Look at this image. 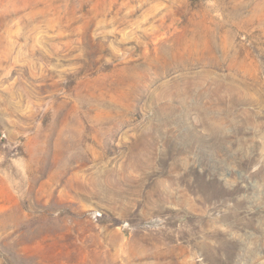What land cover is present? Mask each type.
<instances>
[{"label":"rangeland","instance_id":"obj_1","mask_svg":"<svg viewBox=\"0 0 264 264\" xmlns=\"http://www.w3.org/2000/svg\"><path fill=\"white\" fill-rule=\"evenodd\" d=\"M0 264H264V0H0Z\"/></svg>","mask_w":264,"mask_h":264}]
</instances>
